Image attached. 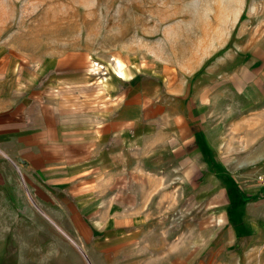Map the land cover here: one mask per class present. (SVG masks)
Here are the masks:
<instances>
[{
	"label": "crops",
	"instance_id": "crops-1",
	"mask_svg": "<svg viewBox=\"0 0 264 264\" xmlns=\"http://www.w3.org/2000/svg\"><path fill=\"white\" fill-rule=\"evenodd\" d=\"M221 51L194 68L106 63L100 79L88 59L0 47V173L18 167L83 239L85 221L133 223L106 229L112 239L138 233L166 214L152 206L209 207L218 224L264 162V39Z\"/></svg>",
	"mask_w": 264,
	"mask_h": 264
},
{
	"label": "rangeland",
	"instance_id": "rangeland-1",
	"mask_svg": "<svg viewBox=\"0 0 264 264\" xmlns=\"http://www.w3.org/2000/svg\"><path fill=\"white\" fill-rule=\"evenodd\" d=\"M262 39L264 0H0L1 48L35 59H88L91 74L94 63L107 74L106 63L194 68L204 54L228 44L254 52ZM2 168L0 264H264V195L254 182L243 190L245 204L218 224L209 207L152 206L166 214L139 222L138 233L112 239L106 229L133 223L85 221L83 239L68 207L38 204L19 168Z\"/></svg>",
	"mask_w": 264,
	"mask_h": 264
},
{
	"label": "built area",
	"instance_id": "built-area-1",
	"mask_svg": "<svg viewBox=\"0 0 264 264\" xmlns=\"http://www.w3.org/2000/svg\"><path fill=\"white\" fill-rule=\"evenodd\" d=\"M93 68L94 71L96 70L92 73L93 75L98 74L97 76H105L107 74L104 67L98 63H94ZM254 187L259 194L264 195V162L261 164L259 173L255 176Z\"/></svg>",
	"mask_w": 264,
	"mask_h": 264
},
{
	"label": "trees",
	"instance_id": "trees-1",
	"mask_svg": "<svg viewBox=\"0 0 264 264\" xmlns=\"http://www.w3.org/2000/svg\"><path fill=\"white\" fill-rule=\"evenodd\" d=\"M243 203H244V202H243ZM243 203H242V204H243ZM229 208H230V207H229Z\"/></svg>",
	"mask_w": 264,
	"mask_h": 264
}]
</instances>
